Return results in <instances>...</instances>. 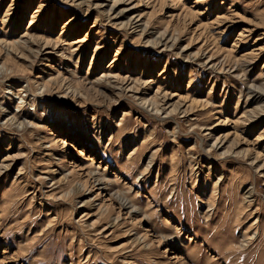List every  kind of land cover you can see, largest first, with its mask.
Wrapping results in <instances>:
<instances>
[{
  "label": "rangeland",
  "instance_id": "1",
  "mask_svg": "<svg viewBox=\"0 0 264 264\" xmlns=\"http://www.w3.org/2000/svg\"><path fill=\"white\" fill-rule=\"evenodd\" d=\"M263 95L264 0H0V264H264Z\"/></svg>",
  "mask_w": 264,
  "mask_h": 264
},
{
  "label": "bare ground",
  "instance_id": "2",
  "mask_svg": "<svg viewBox=\"0 0 264 264\" xmlns=\"http://www.w3.org/2000/svg\"><path fill=\"white\" fill-rule=\"evenodd\" d=\"M109 12V11H108ZM107 18H109V14H107ZM110 19V18H109ZM137 21H133V23L136 24ZM159 34V33H158ZM177 41V38L174 36H169L168 33L163 32L155 39H152L151 41H148L147 44H150L154 47L162 48V49H172L175 46V43ZM179 54V52H178ZM196 57V56H195ZM257 91V90H256ZM254 95V94H253ZM264 96V95H263ZM256 98V97H255ZM261 99V98H260ZM264 99V98H263ZM153 103V101H151ZM13 122V119H12ZM262 165V164H261ZM4 168V166L0 165V171Z\"/></svg>",
  "mask_w": 264,
  "mask_h": 264
}]
</instances>
